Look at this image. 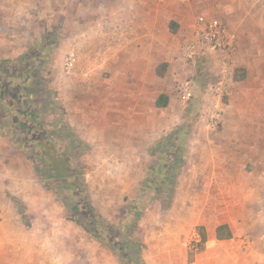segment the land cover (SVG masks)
<instances>
[{
    "label": "rangeland",
    "instance_id": "374dc122",
    "mask_svg": "<svg viewBox=\"0 0 264 264\" xmlns=\"http://www.w3.org/2000/svg\"><path fill=\"white\" fill-rule=\"evenodd\" d=\"M145 1L0 0V61L41 51L44 63L39 76L54 100L51 105L45 95L37 96L32 110L45 129L52 131L62 121L67 125L64 132L70 129L80 142L75 156L79 179L88 189L90 208L107 223L124 226L123 218L138 197L143 179L147 174L156 177L150 193L140 195L143 211L137 237L146 264H187L182 249L192 247L198 228L210 229L225 221L232 228V241L208 245L235 253L238 264L247 258L255 264L253 259L264 253V0H208L210 15L228 25L235 50L220 98L214 92L219 84L218 56L209 52L185 59L181 54L185 31L166 37L171 73L147 81L153 89L144 91L142 103L150 105L165 91L174 124L169 131L178 132L164 154L156 144L168 137V127L153 136H137L134 141L153 140L154 153L138 147L141 158L133 159L129 147L123 149L120 144L130 129L104 128L99 118L102 89L111 101L125 100L122 89L133 90L128 75L122 81L117 74L129 69L127 63L101 58L117 50L115 39L104 43L102 24L106 16L115 27L116 39L124 37L121 27L131 11L147 10L150 1L164 2ZM69 53L76 58L71 68L65 62ZM159 61L161 56L154 55L148 63L156 66ZM241 71L244 79L234 81ZM98 74L104 80H98ZM185 83L189 94L184 99L177 88ZM0 105V216H19L14 201L23 207V224L16 218L26 243L17 248L16 240L0 239V264H123L107 244L66 220L63 204L40 186L33 173L30 135L12 132V121L18 120H13V103L4 96ZM214 113L219 117L213 127ZM167 118L163 112L156 120ZM22 123L27 125L25 119ZM58 142L68 146L65 140ZM166 153L170 154L167 159ZM163 163L166 174L175 176L174 182L163 181L157 174ZM154 189L162 191L161 199L153 200ZM5 230L0 225V232Z\"/></svg>",
    "mask_w": 264,
    "mask_h": 264
},
{
    "label": "crops",
    "instance_id": "0c3cea01",
    "mask_svg": "<svg viewBox=\"0 0 264 264\" xmlns=\"http://www.w3.org/2000/svg\"><path fill=\"white\" fill-rule=\"evenodd\" d=\"M149 1V0H148ZM148 1H145L146 3ZM164 1L163 3L150 1V5L145 7L147 9L145 11H137L133 10L130 13L129 18L127 19L124 26L121 27L122 32L125 33V36L119 38L114 35L115 27H111V24L106 16L104 17V22L102 24V32H103V40L104 43L108 45L106 40L110 38L115 39V47L117 50L114 54L103 53L101 56L102 59L105 58H113L114 62L120 63L121 65H125V62L129 66L128 70H124L122 68L121 72H117L120 76V79L124 81L125 75H128V79L131 80V88L129 92L125 93V89L123 90V97H126L125 100L115 99L111 101L110 99L106 100L107 93L105 90H101L103 102L102 106V113L99 118L102 121V125L104 128H114V129H123L129 128V136L126 133L120 138V144L125 149L127 146L129 147V157L133 159L141 158L138 152V147H144L146 151L144 153L152 152L154 153L153 146L151 145L154 141L144 140V141H134L137 139V136L151 135L153 136L155 133L158 132L161 128L168 127L166 129V133H168L162 139L163 141L167 139V143L176 135V131L171 132L169 128H174V124H172L170 114V97L164 91L158 94L156 99L149 105H144L142 100L144 98L142 95L147 90L153 89V85L151 83H147L148 80L155 79H162L164 77H168L171 71H169L170 61H171V52L166 47V41L168 40L166 37L168 35H176L178 31H185L183 35L186 36V43L190 40L192 35V29L196 18L199 15L206 16L208 18L213 17L210 15V7L208 0H192V1H184V0H160ZM134 3V0H133ZM146 5V4H145ZM135 8V4H133ZM208 6V7H205ZM199 12V13H198ZM193 13H198L195 17ZM192 15V17L190 16ZM190 17L191 19H187ZM219 19V18H217ZM220 20V19H219ZM221 21V20H220ZM222 22V21H221ZM223 23V22H222ZM225 24V23H223ZM227 25V24H225ZM228 27V25H227ZM229 29V27H228ZM113 33V34H112ZM114 35V36H112ZM167 39V40H166ZM184 43H181L179 49L182 47ZM142 49H144L142 51ZM154 55L161 56V61L157 63V65L149 64V60L153 61ZM202 56H206L202 55ZM104 62H108L107 59ZM169 72V73H168ZM125 74V75H124ZM113 76L115 77L114 73ZM98 80H104V76L98 74ZM103 84H105L103 82ZM139 89V90H138ZM140 91V92H139ZM118 94V93H117ZM116 95L113 94V97ZM119 95V94H118ZM161 97L162 101L166 102V106L158 107L156 105L157 100ZM168 111V112H166ZM166 113L169 118L166 120H156V117L159 116L160 113ZM179 127V126H177ZM173 131V130H172ZM160 132V131H159ZM162 132V129H161ZM171 133V134H170ZM172 135V136H171ZM163 136V135H162ZM171 136V137H170ZM147 139V138H146ZM169 139V141H168ZM134 141V142H130ZM161 139L158 142H160ZM128 142L131 143L128 145ZM142 144V145H140ZM156 144V143H155ZM127 145V146H126ZM157 145V144H156ZM152 146V147H151ZM125 152V151H124ZM15 207V204H14ZM16 208V207H15ZM17 215V214H16ZM10 216V215H9ZM8 215L3 214L1 217L0 225L6 228L5 232H0V239H13L16 240L17 248H24L26 246L25 243V235L24 233L20 232L21 222L23 224V218L19 216L9 217ZM21 218V221L17 220V218ZM219 225H227L232 236L228 240H217L215 236V230ZM22 228V227H21ZM203 229L206 236V241L203 246V250L201 252H196L193 254L192 260L188 261V252L190 247L187 245L183 247V255H185L186 263L187 264H238L236 263L237 256L234 255L233 252H228L223 250L224 248L212 247L209 246V243H215L216 245L220 244H227L230 243L233 239V231L231 226L225 222H218L213 228H204L200 226L198 228V233L192 234L194 241L193 243H197L199 240V232L200 229ZM17 230V232L14 231ZM19 230V231H18ZM195 232V231H194ZM191 235V236H192ZM180 237V234H179ZM190 238V237H189ZM186 239L184 240V242ZM218 243V244H217ZM9 245V244H8ZM192 246V245H191ZM181 249V247H180ZM181 251V252H182ZM142 258L144 260V256L142 254ZM252 262L255 264H264V253H261L254 258ZM144 264H146L144 260ZM241 264V263H240ZM242 264H251L249 258L243 261Z\"/></svg>",
    "mask_w": 264,
    "mask_h": 264
},
{
    "label": "trees",
    "instance_id": "16d2710c",
    "mask_svg": "<svg viewBox=\"0 0 264 264\" xmlns=\"http://www.w3.org/2000/svg\"><path fill=\"white\" fill-rule=\"evenodd\" d=\"M41 56V51H39L36 55L26 54L14 60L0 61V97H9L15 112L13 120L16 117L18 118L17 122L12 121V132H25L30 135L29 161L33 166V173L40 186L47 191H51L54 200L63 204L66 211V220L72 222L102 244H107L123 264H144L141 246L137 237L138 223L143 211V199L140 195L150 193L151 184L156 180V177L147 174V177L143 179L138 197L132 202L123 218L124 226L119 224L113 226L107 223L98 212L90 208L88 189L85 183L79 179L81 172H78V160L75 158L77 146L80 142L73 137L70 129L64 132L63 129L64 127L67 128V125L62 121L52 131L45 129L39 115L36 113L37 111L32 110V102L35 98L37 100V96L45 95L46 103L51 105L54 100L51 93L45 89L43 80L39 76L38 70L44 63ZM241 72L242 74L233 78L234 81L244 79V72ZM162 98L165 97H161L156 102L158 107L166 106V102L162 101ZM2 116L0 113V117ZM22 119L27 121V125L22 123ZM54 135L57 137L55 138ZM15 140L13 141L15 142ZM61 140H65L68 146L63 148L57 145L60 143L58 141ZM166 142L167 139L157 143V149H160L163 154L166 150ZM178 149L180 150V148ZM165 155L167 159L170 154L166 153ZM165 168V163H163L157 174L163 181L174 182L175 176L170 178L166 174L167 170L165 171ZM151 195L153 200L163 197L162 191L159 189L151 191ZM14 204L19 216L23 218V207L17 201H14ZM123 234L131 237V239H127ZM215 236L217 240H228L232 234L227 225H219L215 230ZM205 241V232L201 228L199 241L195 244L192 243V247L189 249V262L192 260L194 253L203 250Z\"/></svg>",
    "mask_w": 264,
    "mask_h": 264
},
{
    "label": "built area",
    "instance_id": "2783aa9c",
    "mask_svg": "<svg viewBox=\"0 0 264 264\" xmlns=\"http://www.w3.org/2000/svg\"><path fill=\"white\" fill-rule=\"evenodd\" d=\"M209 52L218 56L216 76L219 78V84L215 87L214 92L220 98L223 94V84L228 79L231 63L235 56L232 36L227 25L219 19L199 15L194 22L191 38L183 45L181 54L183 58L189 59L200 57ZM65 62L67 67L71 68L76 62L75 55L69 53ZM177 90L184 99L188 97V83L179 86ZM214 114L210 122L213 127L217 125L216 120L219 117L218 113Z\"/></svg>",
    "mask_w": 264,
    "mask_h": 264
}]
</instances>
